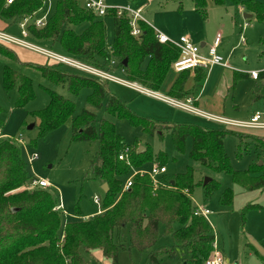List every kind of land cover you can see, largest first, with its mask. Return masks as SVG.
Listing matches in <instances>:
<instances>
[{
  "label": "trees",
  "instance_id": "16d2710c",
  "mask_svg": "<svg viewBox=\"0 0 264 264\" xmlns=\"http://www.w3.org/2000/svg\"><path fill=\"white\" fill-rule=\"evenodd\" d=\"M216 6H223L226 0H210ZM234 5L244 6L264 21V3L253 0H229ZM43 8L42 0H16L7 6L0 0V19L10 26ZM195 9L207 17V0H195ZM114 38L108 43L104 18L86 10L79 0H58L54 14L42 29L29 28L30 36L36 41L57 43L68 57L97 69L123 72L131 83L159 92L174 63L180 58V50L171 43L159 42L156 31L147 23L139 21L141 35H132L130 18L119 17L112 12ZM85 26L82 31L78 29ZM0 43V54L8 64H21L18 56L9 46ZM5 57V58H4ZM111 62L114 66L111 67ZM29 66V65H28ZM54 63L45 67H33L50 84L67 87L73 96L88 89V102L95 109L105 108L113 120H126L133 127L141 128L147 135L163 136L166 131L162 122L137 115L121 99L110 93L109 81H100ZM70 69V68H69ZM207 76L206 70L198 69L194 79L201 83ZM191 72L180 73L168 96L179 101L188 100L194 90H187L186 84ZM249 75L236 74L237 82ZM4 85L8 92L17 89V108L24 107L34 99L30 78L6 65ZM195 89V88H194ZM48 106L33 114L40 120L39 138H45L72 118L74 141L97 142L98 150L91 163L95 179L106 183L104 210L89 219L66 222L62 229V211H56L58 197L49 188H30L22 146L11 138L0 141V264H90L82 251L97 249L118 264L120 251L137 250L147 257V264H159L163 255L182 256L181 264H204L213 252L215 235L208 220L195 216L196 205L192 200L195 188L202 186L208 199L221 188L214 178L204 185L195 183V169L189 167L186 173L172 180H163L162 187L155 188L148 175H137L133 186L126 192L124 184L132 174V168L146 165L165 167L167 155L148 151L139 154L129 152V162L119 160L128 148L117 133L116 125L108 119H98L89 111L75 116L76 105L51 89ZM167 130L178 152H183L187 138L193 141L191 159L216 174L231 176L233 182L249 191L264 189V141L259 140L262 164L237 171L231 167L224 149V140L232 133L226 129H203L194 123L174 124ZM241 138L240 141H242ZM139 152L140 147H136ZM129 151V150H128ZM240 154L242 151L240 150ZM174 181V185L171 182ZM30 182V183H29ZM234 193L225 190L221 206L232 205ZM253 207V206H251ZM65 218V217H64ZM66 220V218H65ZM178 226V228H176ZM165 236L172 237V246L157 248L160 229ZM127 231V244L123 232Z\"/></svg>",
  "mask_w": 264,
  "mask_h": 264
},
{
  "label": "rangeland",
  "instance_id": "374dc122",
  "mask_svg": "<svg viewBox=\"0 0 264 264\" xmlns=\"http://www.w3.org/2000/svg\"><path fill=\"white\" fill-rule=\"evenodd\" d=\"M57 1L46 0L44 11L37 14V17L48 15V18H51L55 12ZM253 1L264 3V0ZM106 2L114 7L130 5L135 10L145 5L141 10V16L157 31L167 33L174 42H177L181 36H188L199 46L201 40L211 46L217 34L221 33L223 38L218 53L231 66V70L218 66L210 68L206 70L207 76L200 85L193 77H190L186 89L194 90L196 93L200 92V96L204 98L199 101L197 107L208 114L246 122L250 120L251 116L259 113L264 121V83L249 78L239 81L235 87H232L233 80L230 75L237 71L251 74L264 70V59L260 57L264 52V21H259L257 17L250 20L245 19L244 15L249 12L242 11L241 5H234L229 0H226L223 6H216L207 0L206 18L201 17L195 11V0H106ZM104 22L110 44L114 38L113 20L108 16L104 18ZM246 23H248V27H245ZM84 27L81 26L78 30L82 31ZM3 31L22 38V30L18 23L10 26L0 19V32ZM25 40L58 55L67 56L57 43L39 42L32 36ZM6 46L15 52L21 64H8L4 59H0V134L15 140L17 137L23 139L22 156L26 162L30 182L34 178L48 181L51 184L48 190L54 192L59 198L58 203L60 200L63 202L65 211L71 216L85 219V217L94 216L104 210L106 194L102 189L101 182L94 178L91 170V163L98 150V143L74 141L72 118L45 138H39L40 120L34 118L33 114L48 106L50 95L47 89H51L75 103V116L80 115L83 111H89L94 113L98 119L113 121L117 133L123 138L130 154L135 151L139 153L137 146L146 149L150 147L154 155L160 152L165 153L167 155L165 163L167 172L163 175V180H172L177 175L186 173L191 167L195 169L196 184L205 182L206 178H214L219 181L221 188L210 199L207 198L202 186L196 187L192 194V200L196 206L212 212L207 220L216 237L217 251L235 264H264V189L245 190L236 185L231 176L216 174L200 163L194 162L190 157L193 146L192 139L187 138L183 152H178L173 142L172 131L167 129L173 127L174 124L194 123L203 129L230 131L232 135L225 138L224 149L229 156L231 167L237 171L247 170L250 166L262 162L261 143L258 142L259 140L264 141V130L220 125L198 118L169 103L149 98L132 88L110 83V93L123 102H127L137 115L164 123L161 125L166 130L163 132V136L159 134L149 136L141 128L133 127L126 120L111 119L105 112V108L95 109L91 106L88 102L91 95L90 90L84 89L78 96H73L67 87L48 83L41 73L33 68L52 65L55 63L54 61L21 46ZM0 58H3L1 54ZM6 65H10L11 68L32 81L34 99L22 108H17L18 90L8 92L5 88ZM62 69L71 71L68 67H62ZM112 74L123 80H128L120 70L112 71ZM178 77L176 72L171 69L164 82V89L160 92L165 93L167 85ZM258 95L261 98H257ZM33 124L35 127L29 130V126ZM241 138H243L242 141H240ZM240 150L242 154H240ZM34 154H37L38 158L31 163L29 158ZM150 167L149 164L140 169L148 170ZM27 186L34 188L31 185H26V188ZM227 189H231L234 193L233 202L231 206L223 207L220 202ZM96 197L99 198V204L95 203ZM74 219L65 220L64 217L62 218L61 234L64 224ZM123 237L127 244V231L123 232ZM172 244V237L165 236L161 228L157 248L172 246ZM176 252L177 257L175 258L168 255L161 256L159 264H181L182 256L178 250ZM82 253L90 264H113L112 258L105 256L100 249L91 252L83 250ZM118 264H147V257L141 255L137 250L120 251Z\"/></svg>",
  "mask_w": 264,
  "mask_h": 264
},
{
  "label": "built area",
  "instance_id": "2783aa9c",
  "mask_svg": "<svg viewBox=\"0 0 264 264\" xmlns=\"http://www.w3.org/2000/svg\"><path fill=\"white\" fill-rule=\"evenodd\" d=\"M16 0H6V5H12ZM46 0H42L43 8L34 14L33 16L25 17L19 22L20 29L22 30L21 35L22 38H17L12 36L5 31L0 32V43L4 45H17L21 46L26 49L33 50L37 53L42 54L43 56L47 57L48 59L60 63L75 72L85 74L88 77L98 79L100 81H109L111 83L123 85L129 88L137 89L140 92L146 93L147 95L155 96L160 98L161 100L181 109H184L191 113L192 115L207 120L211 122L218 123L220 125L241 128V129H252V130H264V121L262 119V115L259 113L254 114L250 120L246 122L240 121H233L229 120L224 117H219L215 115L208 114L196 108L191 100H187L186 102L166 99L160 96L153 94L152 92L146 91L137 87L136 84L123 80L119 77H116L114 74L110 73L107 70H101L84 64L76 59H73L68 56H61L58 55L50 50L45 48L35 46L33 44L28 43L25 39L30 37L29 28L31 26H35L37 29L44 28L48 23V15L43 17H37V14L44 11L45 2ZM82 6L89 11L94 12L99 18H105L110 16L112 12L116 13L117 16H127L130 18V25L132 27V35L138 37L141 35V29L139 27V21H143L149 24L142 16H141V9H133L130 5L123 6V7H114L109 5L106 0H79ZM150 25V24H149ZM151 26V25H150ZM152 27V26H151ZM153 28V27H152ZM154 29V28H153ZM155 30V29H154ZM159 42L162 44L171 43L176 48L180 50V58L174 63L173 70L176 73H183V72H191L195 73L196 70H208L215 66H221L224 68H231L225 61L224 58L218 53V47L221 44V35L218 34L214 44L208 49V52L205 54L202 52V49L199 45L195 44L192 39L188 36H182L177 42H174L169 37L163 35L159 31L155 30ZM114 62H111V67L114 66ZM264 75V70L261 72H252L249 76L257 81ZM6 138V136L0 134V141ZM16 141L23 145V139L21 137H17ZM38 158L37 154H34L29 158V161L32 163ZM119 160L127 161L130 164L129 160V151L127 150L124 154L119 156ZM132 174L129 176L127 181L124 184L123 191H128L133 186V180L137 175H148L152 180V183L155 188H159L164 186L162 177L167 172L165 167H160L158 165H152L148 170L145 169H137L132 168ZM31 187H42V188H50L51 184L44 180L34 178L31 183ZM95 203L99 204V198H95ZM56 211H62L64 217L66 218L68 213L65 211L63 204H60L56 207ZM195 216H202L204 218H208V216L212 215V212L208 209H203L196 206L194 211ZM217 244L216 240L213 244V252L209 259L205 261L204 264H235L227 260L221 253H219L216 249Z\"/></svg>",
  "mask_w": 264,
  "mask_h": 264
},
{
  "label": "crops",
  "instance_id": "0c3cea01",
  "mask_svg": "<svg viewBox=\"0 0 264 264\" xmlns=\"http://www.w3.org/2000/svg\"><path fill=\"white\" fill-rule=\"evenodd\" d=\"M145 7V5H143V6H140V7H138L137 9H143ZM240 8H241V10L242 11H245V12H249L244 6H240ZM195 11H196V9H195ZM197 12V11H196ZM247 15V16H246ZM248 15H251L252 17L250 18V17H248ZM244 17H245V19H247V20H250V19H252L253 17H256V15L254 14V13H252V12H249V14H245L244 15ZM248 23H246L245 24V27H248V25H247ZM155 29V28H154ZM156 30V29H155ZM160 33H162L163 35H165V36H167V37H169V35L167 34V33H163V32H160ZM218 34H220L221 35V38H223L222 37V34L221 33H218ZM217 34V35H218ZM182 37V36H181ZM217 37V36H216ZM170 38V37H169ZM193 41V40H192ZM245 41V40H244ZM244 41H243V43H244ZM263 41H264V39H263ZM194 42V41H193ZM215 42V41H214ZM214 42H213V44H214ZM195 43V42H194ZM196 44V43H195ZM221 44H222V39H221ZM221 44H220V46H221ZM198 45V44H197ZM212 46V45H211ZM211 46H208V44L206 43V42H204L203 40H201L200 41V47H201V49H202V52L203 53H207L208 52V49L211 47ZM220 46L218 47V49L220 48ZM260 57H261V59H264V52H262L261 53V55H260ZM228 64V63H227ZM229 65V64H228ZM230 66V65H229ZM215 67H217V66H215ZM215 67H212V68H215ZM218 67H221V66H218ZM231 67V66H230ZM222 68H224V67H222ZM224 69H227V68H224ZM228 69H230L231 70V68H228ZM264 69V68H263ZM240 73H244V74H248V73H246V72H233V73H231L230 75L232 76V80H233V83H232V87H235L234 86V79H235V76H236V74H240ZM178 76H180V74L179 73H176ZM249 75V74H248ZM191 77H193L194 78V73H191ZM249 78L250 79H252L250 76H249ZM248 78V79H249ZM248 79H244V80H248ZM253 80V79H252ZM177 81V78L174 80V81H172V82H170L168 85H167V87L165 88V90H164V92L165 93H161L160 91L162 90V89H164L163 87H164V84H163V86H162V88H161V90L159 91V92H154V91H149V90H147V89H144L143 87H141L138 83H134V84H136L137 85V87H139V88H141V89H144V90H146V91H149V92H152L153 94H155V95H157V96H160V97H163V98H166V99H172L171 97H169L168 96V94H169V92H170V90L172 89V87H173V85L175 84V82ZM204 81V80H203ZM202 81V82H203ZM229 81H230V79H229ZM243 81V80H242ZM253 81H255V80H253ZM257 81H261V82H263L264 83V75H262L261 76V78L259 79V80H257ZM256 81V82H257ZM231 82V81H230ZM238 83V82H237ZM236 83V84H237ZM199 85H200V83H199ZM123 86V85H122ZM203 88V87H202ZM133 89V88H132ZM135 91H137L138 93H140V94H143V95H146L147 97L149 96V98H152V99H156V100H159V101H162V102H165V101H163V100H161L160 98H158V97H155V96H151V95H147L146 93H143V92H140V91H138L137 89H134ZM190 90V89H189ZM203 90V89H202ZM202 98H204L203 96H200V92L199 93H196V91H194V95L192 96V97H190L188 100H191L192 101V104L196 107V108H198L197 107V105L199 104V101L202 99ZM257 98H261V96L260 95H258L257 96ZM172 100H176V99H172ZM187 100H185V101H182V102H186ZM167 103V102H166ZM200 110V109H199ZM202 111V110H201ZM203 112H205V111H203ZM212 115V114H211ZM252 117V116H251ZM259 157V156H258ZM101 182V184H102V186L104 185V183L102 182V181H100ZM60 202L63 204V202L60 200ZM59 202V203H60ZM63 206H64V204H63ZM65 209V208H64ZM103 211H99L96 215H98V214H100V213H102ZM68 215L69 216H67L66 217V220H68V219H72V218H75L76 220H79L80 218H78L77 216H71L69 213H68ZM96 215H94V216H96ZM94 216H91V217H85V219H88V218H92V217H94ZM74 219V220H75ZM84 219V218H83ZM215 240H216V237H215ZM223 255V254H222Z\"/></svg>",
  "mask_w": 264,
  "mask_h": 264
},
{
  "label": "water",
  "instance_id": "95a60500",
  "mask_svg": "<svg viewBox=\"0 0 264 264\" xmlns=\"http://www.w3.org/2000/svg\"><path fill=\"white\" fill-rule=\"evenodd\" d=\"M247 16V15H246ZM248 17H252L251 15H248ZM35 127V124H33V125H31V126H29V130H32L33 128ZM147 151V149L146 148H144V147H140V149H139V154H142V153H144V152H146ZM262 164V162L260 163V165ZM211 180V178H206L205 179V182H204V185H206L209 181ZM174 181H172L171 182V185H174ZM102 189L104 190V192H105V194H107L108 193V191H109V187H108V185L105 183L103 186H102Z\"/></svg>",
  "mask_w": 264,
  "mask_h": 264
}]
</instances>
